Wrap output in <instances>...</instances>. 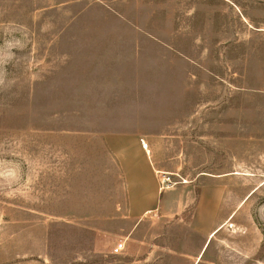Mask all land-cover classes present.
<instances>
[{
  "label": "rangeland",
  "instance_id": "1",
  "mask_svg": "<svg viewBox=\"0 0 264 264\" xmlns=\"http://www.w3.org/2000/svg\"><path fill=\"white\" fill-rule=\"evenodd\" d=\"M0 264H264V0H0Z\"/></svg>",
  "mask_w": 264,
  "mask_h": 264
},
{
  "label": "bare ground",
  "instance_id": "2",
  "mask_svg": "<svg viewBox=\"0 0 264 264\" xmlns=\"http://www.w3.org/2000/svg\"><path fill=\"white\" fill-rule=\"evenodd\" d=\"M143 148H147V143L144 142Z\"/></svg>",
  "mask_w": 264,
  "mask_h": 264
},
{
  "label": "crops",
  "instance_id": "3",
  "mask_svg": "<svg viewBox=\"0 0 264 264\" xmlns=\"http://www.w3.org/2000/svg\"><path fill=\"white\" fill-rule=\"evenodd\" d=\"M146 150H148V151H149V148H148V149H146Z\"/></svg>",
  "mask_w": 264,
  "mask_h": 264
}]
</instances>
